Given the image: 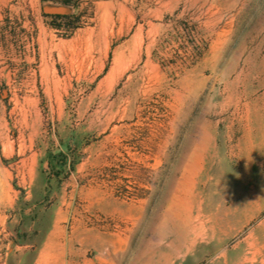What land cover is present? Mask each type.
Segmentation results:
<instances>
[{
  "label": "rangeland",
  "instance_id": "1",
  "mask_svg": "<svg viewBox=\"0 0 264 264\" xmlns=\"http://www.w3.org/2000/svg\"><path fill=\"white\" fill-rule=\"evenodd\" d=\"M2 194L0 264H264V0H0Z\"/></svg>",
  "mask_w": 264,
  "mask_h": 264
},
{
  "label": "bare ground",
  "instance_id": "2",
  "mask_svg": "<svg viewBox=\"0 0 264 264\" xmlns=\"http://www.w3.org/2000/svg\"><path fill=\"white\" fill-rule=\"evenodd\" d=\"M5 202V196L4 194L0 195V205L3 204ZM49 245H48V248L50 249L52 246H54V241H53V236H51L49 238Z\"/></svg>",
  "mask_w": 264,
  "mask_h": 264
}]
</instances>
